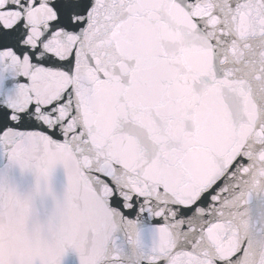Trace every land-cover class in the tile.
Masks as SVG:
<instances>
[{"label":"snow or ice","instance_id":"snow-or-ice-1","mask_svg":"<svg viewBox=\"0 0 264 264\" xmlns=\"http://www.w3.org/2000/svg\"><path fill=\"white\" fill-rule=\"evenodd\" d=\"M0 264H264V0H0Z\"/></svg>","mask_w":264,"mask_h":264}]
</instances>
